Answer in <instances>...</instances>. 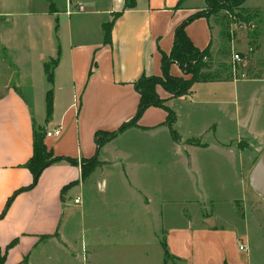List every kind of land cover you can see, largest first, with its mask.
<instances>
[{
    "label": "crops",
    "instance_id": "0c3cea01",
    "mask_svg": "<svg viewBox=\"0 0 264 264\" xmlns=\"http://www.w3.org/2000/svg\"><path fill=\"white\" fill-rule=\"evenodd\" d=\"M134 1L133 7L124 8V0H65L64 17L49 6L39 18L28 20L33 52L14 58L33 60L34 69L21 71L15 85L10 79L0 85V249L17 240L3 264L69 262L49 258L46 251L65 250L62 220L74 216L72 204L80 205V198L74 202L79 195L71 201L70 194L85 179L81 160L93 156L98 164L90 174L118 169L121 178L110 179L108 190L107 179H101L103 209L89 207L88 264H165L163 249L161 255L158 250L160 234L172 256L166 264H264V209L250 208L258 194L246 184V164L240 147L232 144L235 138H219L227 122L235 124L237 138L241 133L258 134L256 138L264 134V102L259 105L249 93L259 88L256 96L263 98L264 78L253 75L264 69L253 60L242 70L247 79L231 78L229 72L222 76L223 43L231 48L232 61L233 53L251 60L250 52L258 48L252 38L245 48L238 42L245 38L240 28L223 39L220 26L232 22L229 16L223 15L221 23L217 15L198 17L185 27L192 44L207 49L211 79L195 82L179 96H170L161 86L156 89L175 114L178 140L165 124L166 111L149 107L135 126L97 145V131H113L134 115L139 99L135 80L143 74L161 75V55L170 52L175 27L206 6V0ZM256 7L260 4L246 0L237 22L257 18ZM110 21V40L104 42L103 24ZM37 23L45 27L41 39L31 33ZM252 26L248 23L249 31ZM236 47H243L244 55ZM51 60L55 64L48 82L44 64ZM169 73L187 78L175 63ZM240 89L246 94L241 104ZM49 91L52 111L47 120ZM35 125L46 132L59 126L60 135L45 136L44 143L53 156L75 162L62 159L48 165L26 189L32 183L25 164L33 152ZM204 168L231 187L224 199L230 213L208 209L218 200L201 187ZM234 203L245 209L235 210ZM70 262L78 259L71 257Z\"/></svg>",
    "mask_w": 264,
    "mask_h": 264
},
{
    "label": "rangeland",
    "instance_id": "374dc122",
    "mask_svg": "<svg viewBox=\"0 0 264 264\" xmlns=\"http://www.w3.org/2000/svg\"><path fill=\"white\" fill-rule=\"evenodd\" d=\"M64 1L65 0H0V85L6 83L9 79L12 85H15L18 79V76L21 71H24L28 68L34 69L33 60H29L23 62L21 58H14L17 57L20 53L27 54L28 52H33L30 48L31 41L29 40V28L30 26L27 25L28 20L37 19L39 18L38 14L43 11V8H48L49 6H56V9L62 15V11H64ZM254 3L260 4V7H256L257 18L251 20L249 22L245 21L244 23L237 22L236 19L229 16L232 22L226 21L223 26H220V30L222 31L223 39L226 38V34L230 33L232 29L240 28L241 32L244 33L245 38L238 41L243 45L245 48L246 44L250 41L249 38L254 40L253 43L258 44V48L254 50V52H250L252 61L254 60L256 65H259L262 69H264V0H251ZM233 4V3H232ZM231 4V5H232ZM248 6H250L248 4ZM242 8V7H241ZM254 9V8H253ZM232 14L240 15L242 12L241 9L237 11V9L232 8ZM197 12H211L209 15L211 17L217 15L218 21L222 18L223 15H227L225 10H211L210 5H206L203 9ZM196 13V12H195ZM37 14V15H36ZM59 14V15H60ZM194 14V13H193ZM64 17V15H62ZM61 18V17H60ZM64 19V18H63ZM220 22V21H219ZM218 22V24H219ZM221 23V22H220ZM248 23H252L251 31L248 30ZM220 25V24H219ZM31 33L36 37L40 38L45 34V27L43 25H39L38 23L31 27ZM239 30V32H240ZM241 35V33H239ZM250 36V37H249ZM227 40V38H226ZM57 42V40L55 39ZM58 44V42H57ZM223 67L225 73L222 75L223 77L228 76V72L230 73L231 78L237 79H247L248 76L242 75V71L236 70L238 62H233L231 60V48L228 47L226 43H223ZM243 47L238 48L240 51L239 53H243L245 50H241ZM247 47V46H246ZM243 48V49H244ZM244 55V54H242ZM47 61V60H46ZM206 61V58H204ZM225 61V62H224ZM176 64V63H175ZM180 68V67H179ZM181 69V68H180ZM182 70V69H181ZM183 73V71H182ZM170 74V73H169ZM171 75V74H170ZM185 77L184 79L190 78L189 74H183ZM215 76H219V74L214 73ZM156 76V75H155ZM160 76V75H159ZM172 76V75H171ZM254 77H262L264 78V73L259 75H253ZM176 77V76H172ZM250 78V77H249ZM246 86V84L244 85ZM159 86H156V89ZM258 89H250L249 93L252 96H255V99L259 105L264 102L263 98L259 95L256 96ZM157 93V91H156ZM170 96H173L172 93H169ZM240 95V104L245 98L246 94H243L242 89L238 91ZM157 96L163 101L165 104L166 98H162L157 93ZM36 120L38 121L39 118L36 116ZM262 120V119H261ZM260 120V121H261ZM36 123L39 124V121ZM37 126V125H35ZM260 127V124L255 125ZM238 135L237 130L235 128V124L225 123L224 129H220L219 138L222 141H227L229 137L234 139L235 146H239L241 149V160L246 164L245 172V181L248 184V176L259 159V157L264 153V134L260 138H256L258 135H248V133H241L240 137L237 138ZM237 138V139H236ZM191 140L196 139H186V141L190 142ZM194 143L195 142H192ZM197 143V142H196ZM98 164V162H97ZM211 169H202L200 171L202 175V185L201 187L208 193V195L212 198L218 200V202L214 203L212 206H209L208 209L213 213H219V215H225L226 213H230L229 203L225 202L224 199H227L226 196L231 193V187L229 185L224 184V180L221 176H218L217 173L214 176ZM121 171L118 169L108 170L105 174L95 171L94 173L88 175L83 182H81V187L76 188L75 191L70 194L71 201L73 200L72 197L75 195H79L78 201L81 199L80 205H73L72 210L74 212V216L71 220L63 219L61 226L63 227L64 237L67 242H65V250L64 251H53L47 249L46 253L48 255H52L49 258H55L58 260H65L69 259L68 261H63L62 264H88L87 260L89 258L88 252V215H89V208L92 206L94 210H101L103 209L104 202H103V195L101 194V187H100V180L103 178L107 179V190L110 188V179H120L121 178ZM216 181V182H213ZM98 182V183H97ZM112 185V184H111ZM112 187H115L112 185ZM121 188V186H119ZM249 188V187H247ZM252 191V190H250ZM122 192V191H121ZM123 193H126L123 190ZM80 198V199H79ZM76 199V198H75ZM234 209L239 210V212L244 210L245 208L238 207L236 203H234ZM250 208L253 209H264V199L261 198L259 195L255 198V200L250 201L249 203ZM188 207V206H187ZM67 211V210H66ZM159 239L162 240V235H159ZM83 241V242H82ZM82 242V243H81ZM81 244L85 247L83 248V252H81ZM160 248V255H161V245ZM148 253L154 255L155 249L149 247L147 250ZM54 253V254H52ZM78 259V262H70V258ZM83 258V259H82ZM86 260V262H85ZM51 264H57L51 262ZM58 264H61L59 261Z\"/></svg>",
    "mask_w": 264,
    "mask_h": 264
},
{
    "label": "trees",
    "instance_id": "16d2710c",
    "mask_svg": "<svg viewBox=\"0 0 264 264\" xmlns=\"http://www.w3.org/2000/svg\"><path fill=\"white\" fill-rule=\"evenodd\" d=\"M246 0H206V5H210L211 10H225L227 16L235 17L237 15L232 14V8L241 9L243 3ZM233 3V4H232ZM135 4L134 0H124V8L133 7ZM232 4V5H231ZM243 11V10H242ZM211 12H196L179 25L175 27L173 42L170 52L168 54L161 55V75L160 76H147L141 75L134 82V88L139 94L138 104L134 115L123 122L117 129L113 131H97L95 136L98 137L97 145L101 146L103 143L107 142L118 133L124 131L126 128L135 126L142 116L143 112L149 107H159L166 111L165 124L170 130L171 136L174 140H178L179 137L173 130V123L175 122V114L170 110L163 101L157 96L156 86H161L166 92L172 93L173 96H179L187 94L191 86L195 82L207 81L211 79L210 69L212 67V62L207 49L199 50L197 49L188 36L185 33L186 25L195 18L208 16ZM236 18V17H235ZM241 20H245L241 17ZM113 21L106 22L103 24V39L104 42H109L110 40V30ZM206 58V61H204ZM253 62L252 59L249 60L248 56L241 57L240 62L237 64L236 70L247 69L250 63ZM172 63H176L183 71V74H191L190 78L184 79L183 77H172L169 74V67ZM55 64V60H51L44 64L45 75L48 82L52 81V69ZM244 76H248V73H242ZM52 111V100L50 91L46 95V118L51 115ZM45 129L39 126L33 127V152L29 160L26 162L25 166L29 169L32 175V183L26 187L29 189L34 186L37 182L39 175L48 165L65 159L70 162H75L71 158H63L53 156V153L47 149L44 143ZM192 142H197V140H191ZM190 141V142H191ZM96 157H91L89 159L81 160V178H86L97 165ZM74 182L65 185L61 193H64L69 187H71ZM19 192V191H17ZM16 193V192H15ZM14 196V195H13ZM10 197L7 201V206L10 204ZM16 239L11 241L4 249H0V264H3L8 252V249L16 243ZM163 255L164 263L172 258L171 254L168 252L166 244L163 240L160 241Z\"/></svg>",
    "mask_w": 264,
    "mask_h": 264
},
{
    "label": "water",
    "instance_id": "95a60500",
    "mask_svg": "<svg viewBox=\"0 0 264 264\" xmlns=\"http://www.w3.org/2000/svg\"><path fill=\"white\" fill-rule=\"evenodd\" d=\"M249 186L264 199V153L259 157L248 176Z\"/></svg>",
    "mask_w": 264,
    "mask_h": 264
},
{
    "label": "built area",
    "instance_id": "2783aa9c",
    "mask_svg": "<svg viewBox=\"0 0 264 264\" xmlns=\"http://www.w3.org/2000/svg\"><path fill=\"white\" fill-rule=\"evenodd\" d=\"M76 8L79 9V10H81V9H82L81 4L76 5ZM240 60H241V58H240V56L238 55V53H233V61L239 63ZM242 75H243V74H242ZM60 133H61V128L58 126V127H55V128H54L53 130H51V131H47V132L45 133V136H46V137H50V136L56 137V136H59ZM74 202L77 203V202H78V199H77V198L74 199ZM240 249H243V247L240 246Z\"/></svg>",
    "mask_w": 264,
    "mask_h": 264
}]
</instances>
